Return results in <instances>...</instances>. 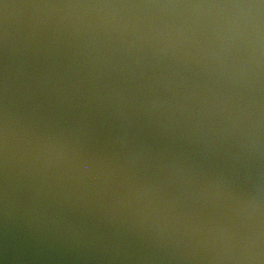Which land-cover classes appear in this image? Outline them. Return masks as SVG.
I'll return each instance as SVG.
<instances>
[{
    "label": "water",
    "instance_id": "obj_1",
    "mask_svg": "<svg viewBox=\"0 0 264 264\" xmlns=\"http://www.w3.org/2000/svg\"><path fill=\"white\" fill-rule=\"evenodd\" d=\"M0 264H264V0H0Z\"/></svg>",
    "mask_w": 264,
    "mask_h": 264
}]
</instances>
